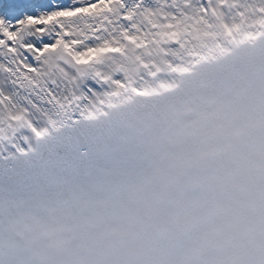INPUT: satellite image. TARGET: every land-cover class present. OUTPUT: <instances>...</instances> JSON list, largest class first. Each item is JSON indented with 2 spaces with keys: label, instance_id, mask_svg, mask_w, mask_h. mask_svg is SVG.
<instances>
[{
  "label": "snow or ice",
  "instance_id": "obj_1",
  "mask_svg": "<svg viewBox=\"0 0 264 264\" xmlns=\"http://www.w3.org/2000/svg\"><path fill=\"white\" fill-rule=\"evenodd\" d=\"M0 264H264V0H0Z\"/></svg>",
  "mask_w": 264,
  "mask_h": 264
}]
</instances>
